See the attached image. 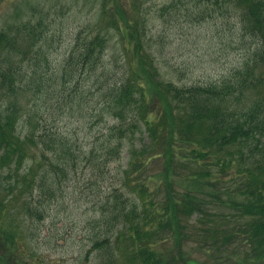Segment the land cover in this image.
I'll list each match as a JSON object with an SVG mask.
<instances>
[{"label":"trees","instance_id":"obj_1","mask_svg":"<svg viewBox=\"0 0 264 264\" xmlns=\"http://www.w3.org/2000/svg\"><path fill=\"white\" fill-rule=\"evenodd\" d=\"M229 2L259 47L250 58L252 66L248 60L220 84L178 87L164 80L149 41L143 40L145 28L139 29L137 19L128 20L124 15L120 20L127 27L121 28L123 22L119 24L115 14L124 10L116 3L102 29L120 31L125 52L132 54L128 64L118 67L113 61L121 74L110 75V64L105 61L108 41L101 30L84 36L82 32L76 34L57 72L50 70L44 54L48 33L41 27L43 22L23 24L19 30L13 27L8 33L0 31V244L4 249L0 264L7 260V264L24 263L23 257L29 254L18 243L25 238L18 236L21 230L12 225L17 226L20 217L25 221V216L44 212L42 199H50L60 191L71 173L80 168L78 162L100 174L123 151L128 153V166L121 172L119 187L134 192L136 200L115 189L102 205L106 217L97 222L98 226L110 227L91 248L101 251V264H119L121 256L128 264L184 263L182 258L175 262L159 254L154 248L159 244L156 239L163 233H168L167 237L171 232L175 234L174 230L175 236L186 237L188 231L183 228L188 226L187 217L209 213L199 199L176 198L171 196V189L176 177L179 182L183 180L180 173L186 169L184 181L195 183L193 191L203 185L199 192L212 196L204 188L212 185L208 179L214 167L234 174L238 181H233L230 192L232 198L235 195L242 200L233 198L222 203L217 219L206 223L203 219L201 223L215 239L221 235L230 242L234 235H245L247 243L263 254L256 256L264 264V101L258 97L264 95V70L256 72L264 68V0ZM104 8L102 15L106 13ZM25 61L32 64L30 73L23 70ZM81 81H86L87 89L93 87L98 98L90 120L84 122L94 132L91 146L85 148L79 144L75 129L68 130L58 123L60 118L80 116L76 112L80 111ZM51 84L55 85L51 87V101L57 91V116L49 111L51 101L46 100ZM259 85L261 90L254 91ZM88 112L85 109V114ZM97 124L100 128L96 133ZM154 167L157 172L151 176L157 181L163 177L165 193L162 199L156 197L146 205L145 178L141 181L129 177ZM220 211L231 218L227 234L224 225L228 221H221ZM161 241L164 243L166 237Z\"/></svg>","mask_w":264,"mask_h":264},{"label":"rangeland","instance_id":"obj_2","mask_svg":"<svg viewBox=\"0 0 264 264\" xmlns=\"http://www.w3.org/2000/svg\"><path fill=\"white\" fill-rule=\"evenodd\" d=\"M229 1L0 0V31L8 33L13 27L19 30L23 24L43 22L41 27L44 26L48 33L46 36L48 38L45 40L48 42L43 45L44 54L49 59L50 70L57 72L73 45L76 34L82 32L84 36L91 31L94 33L101 30L108 41L105 61L110 64V75L116 72L121 74L113 61H116L118 67L128 64L129 59L132 60V54L129 51L125 52L120 31L112 28L107 32L102 29L111 19L109 11L112 12L113 4L116 3L124 10L115 14L119 24L123 22V25H119L121 28L127 27L124 26V21L120 20L123 19V15L128 20L137 19L141 23L138 26L139 29L145 28L146 35L143 40L149 41V49L155 57L164 80H169L178 87L191 84H213L220 83L225 77H229V74L244 62L246 55L257 48L256 40L249 35L241 23L240 13ZM166 6L168 8H165ZM104 7L106 13L102 15ZM20 30L23 31L22 34L27 35L24 28ZM20 39L23 40L21 37ZM22 65L24 71L31 72V63L25 61ZM259 69L261 72L264 70L263 66ZM55 72L52 73L55 74ZM256 72L258 73V69ZM78 82L79 78L76 79L77 85ZM54 86L51 84L48 91L50 92L51 87ZM79 88L80 111L76 114L80 116L68 118V120L60 118L58 123L61 127L66 125L68 130L75 129L79 144H83L85 148L91 146L94 132L89 131L84 122L86 119L90 120L92 109L96 106L98 98L93 87L87 89L86 81H81ZM261 88L262 85L256 86L254 91L259 92ZM52 97L53 101H51L50 92L46 99L51 101L48 109L57 116L59 114L55 106L58 104L57 91ZM258 97L264 101V95ZM84 108L89 110L87 114ZM82 113L85 116H81ZM98 128H100L99 124L96 125L95 132ZM120 154V158L111 161L107 167L101 169L100 174V171L93 169L92 166L87 164L82 166L84 164L78 162L80 168L75 174L71 173L60 187V191H56L54 197L50 199L46 196L42 199L45 211L38 215L40 218L37 215L25 216L23 221L20 217L16 221L18 225H12L15 229L21 230L18 236L25 238L18 243V246L29 254L23 257L25 264H101L104 260L101 259L103 257L101 251L91 248L93 241L98 236L105 237L104 234H107L105 232L110 227L109 224L98 226L97 222L106 217L102 205L115 189L121 193L123 191V195L127 198H135L134 192L119 187L121 172L128 166V153L123 151ZM30 162L31 160L26 161L25 165L28 166ZM156 172L157 168L154 167L149 171H138L129 177V180L141 181L145 178L146 205L156 200V197L157 200L162 199V194L165 193L163 177L157 181L151 176V173ZM210 172L211 177L208 180L212 185L205 187L204 190L212 196H205L199 192L203 185H198L193 191L195 183L184 181L186 169L179 172L183 180L179 182L178 177L175 178L171 196L190 198L194 201L199 199L203 203L205 212L209 214L197 213L194 218L187 217L185 225L188 224V226L183 228L184 231H188L186 237L182 235L179 238L180 234L175 236L176 230L169 228V231L175 234L171 232L167 237L168 233H163L160 239H156L159 244L156 243L154 248L159 254H164L166 259L174 258L175 262L179 261V258L186 260L182 264H261L262 260L256 255L260 254L263 257V254L255 251L247 243L245 235L240 238L233 234L232 240L228 242L225 238L227 240L225 242L226 240L221 239V235L215 239L210 229L207 230L206 221L218 218L216 214L223 206L222 203L236 198L235 195L232 198L230 189L234 187L233 181H238L230 170L222 173L214 167L210 169ZM184 182L186 184L183 186ZM236 199L242 200V198ZM211 212H215V215H211ZM221 213L223 212L220 211L221 221H228L227 225H224L225 234H227L230 230L228 227L231 225V218L228 213ZM202 220L205 223L202 224ZM194 221L197 222L198 228L192 232ZM188 222L192 224L189 225ZM115 231V228L111 230L113 237L116 235ZM165 237L166 241L163 243L161 239L164 240ZM2 248L3 244H0L1 254L4 250ZM118 263L128 264L127 258L121 256Z\"/></svg>","mask_w":264,"mask_h":264}]
</instances>
